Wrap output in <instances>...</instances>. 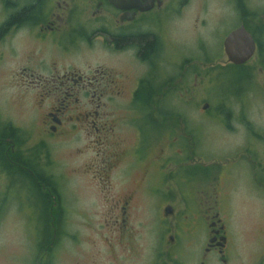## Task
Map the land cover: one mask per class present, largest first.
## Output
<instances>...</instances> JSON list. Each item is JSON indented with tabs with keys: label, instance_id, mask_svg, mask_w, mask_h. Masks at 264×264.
Listing matches in <instances>:
<instances>
[{
	"label": "flooded vegetation",
	"instance_id": "af4514ba",
	"mask_svg": "<svg viewBox=\"0 0 264 264\" xmlns=\"http://www.w3.org/2000/svg\"><path fill=\"white\" fill-rule=\"evenodd\" d=\"M178 25L194 36V49H187L177 36ZM99 57H105V62L99 63ZM6 58H12L11 66L22 73H50L37 77L44 88L36 106L41 127L37 142L27 146L28 136L21 132L5 135L3 129L14 126L0 120V156L12 172L0 165V175L34 182L43 191L47 183L65 179L50 173L46 157L52 143L69 136L97 137L104 149L96 159L105 169L124 165L123 181L130 178L134 184L138 170L150 160L145 148L150 121H165L159 124L173 130L182 142L175 150L187 149L196 160L201 157L195 152L193 122L202 118L227 130L239 123L251 137L247 146L252 148L256 147L252 142L264 140V126H256L249 104L264 98V0H0V64L5 67ZM223 75L227 86L221 92ZM142 90H150L149 95L141 94ZM222 94L226 106L230 102L235 107L218 106ZM200 103L195 119L174 108ZM222 114L230 122H220ZM128 115L136 121L131 122L130 147L121 138L113 143L114 150H105L111 147L112 137L119 139L115 126ZM143 118L146 125L140 122ZM37 146L43 149L34 154ZM235 148L242 152L243 147ZM246 164L250 180L264 191L258 186L264 184V166ZM223 169L207 167L203 174L195 169L184 180L187 187L183 192L179 186L178 196L187 208L174 218L175 225L165 223L168 216L175 217L167 200L162 212L165 241L152 248L147 264H264V242L250 249L238 228L241 238H231L229 214L223 207L229 192L220 183L228 178L232 184L234 175ZM149 177L150 172L145 173L140 184L145 185ZM203 184L214 186L213 204L207 203L211 199L204 196ZM138 193L134 186L122 194V226L136 209ZM157 193L168 195L160 189ZM148 195L155 196L153 188ZM168 205L173 207L170 214L165 213Z\"/></svg>",
	"mask_w": 264,
	"mask_h": 264
},
{
	"label": "rangeland",
	"instance_id": "374dc122",
	"mask_svg": "<svg viewBox=\"0 0 264 264\" xmlns=\"http://www.w3.org/2000/svg\"><path fill=\"white\" fill-rule=\"evenodd\" d=\"M208 6H211V2ZM222 30L223 26L219 25V31ZM176 34L181 41L186 42L187 49L195 48L191 32L178 25ZM206 35L210 36L209 32ZM12 60L6 58V67L5 64H0V120L12 124L22 135L28 136V146L38 141L41 132L40 110L36 106L38 93L44 88L41 89L37 77L50 73H22L11 66ZM98 60L99 63H104L106 59L99 57ZM221 77L218 87L222 92V88L227 84L225 76ZM223 95L217 105L225 106L227 110L235 107L230 102L227 107V103L221 100ZM262 99L249 102L251 117L258 127L264 126V98ZM202 104H177L174 108L195 119V114L199 116ZM160 106L157 107L161 109ZM158 113L157 110L156 117L161 119L162 116ZM219 118L223 124L230 122L224 114ZM118 122L115 133L120 134V137H112L109 144L111 147L105 150H114L113 143L117 140L120 142L121 138L126 139L124 144L129 148L134 139V128L131 125V122H136L134 118ZM140 122L146 125L144 118ZM156 122L158 124H152L150 121V124L146 125L148 141L145 142V148L150 151V160L138 170L135 184L130 178L123 181L124 165L105 169L96 159L97 152L104 149L97 137L83 139L69 136L49 146L51 152L46 157L47 165H51L49 171L65 178L55 182L60 194L57 208H63V233L53 250L39 251L37 247V230L42 226L39 219L40 196L25 181L10 180L5 173L1 174L0 264H147L152 248L165 241L163 206L169 200L175 209V217L168 216L165 222L167 226L169 221L173 225L177 224L174 218H180L187 208L184 199L178 196L179 186H183L185 192L187 186L184 180L195 169H199V173L203 174L201 171L207 167L224 168L226 173L232 172L234 175L232 184L228 178L220 183V186L229 192V195L223 198V207L226 205L229 214L231 238H241L236 231L238 228L242 232L243 240L249 243L250 249L262 246L264 191H260L256 184H253V180H250L251 170L246 163H262L264 166V140L252 142L251 145H256L252 148L247 146L251 137L246 135L244 127L239 123H234V129H229L230 132L226 126L217 125L214 120L202 118L201 122H193L197 135L195 152L196 156L201 157L196 160L190 157L187 149L178 153L175 148L182 145L180 138L173 130L165 129L159 124L165 121ZM191 123L189 120V124ZM235 146L243 147L242 152H236ZM85 161L88 163L85 164ZM243 171L248 174L237 175ZM147 172H150L149 180L145 185L140 184V178ZM134 186L139 188L136 209L125 217L126 226H122V217L119 214L122 204L120 199L124 192ZM258 186L264 188V184ZM202 187L204 196L211 199L207 202L204 197L203 207L206 202L213 204L217 194L214 186L203 184ZM152 188L155 196L151 198L148 193ZM158 189L162 192L164 190L168 195L165 197L164 194H158Z\"/></svg>",
	"mask_w": 264,
	"mask_h": 264
},
{
	"label": "trees",
	"instance_id": "16d2710c",
	"mask_svg": "<svg viewBox=\"0 0 264 264\" xmlns=\"http://www.w3.org/2000/svg\"><path fill=\"white\" fill-rule=\"evenodd\" d=\"M149 92L150 90H142L140 93L148 96ZM18 132H20V130L15 127H13L12 129H3V133H5V135H10ZM19 144L21 145L22 143L20 142ZM20 147H22V145ZM42 149L43 147L39 146L33 148V150L35 151L34 154L40 152ZM0 157L2 159H0V165L3 166L8 172L12 173L11 170L7 168L6 162L3 160L2 156ZM14 174L16 175L17 172H15ZM29 185L36 192V194L40 196V200L38 201L41 207L39 219L42 226L38 227L37 230L38 250H53L56 245H58V242L63 233V230L61 229L63 208L59 207V210L57 208L58 200H60V194L56 188L55 183H47V190H45L46 188H44V191L39 184L32 182ZM55 206L56 209L54 210ZM44 211H46L45 214Z\"/></svg>",
	"mask_w": 264,
	"mask_h": 264
},
{
	"label": "water",
	"instance_id": "95a60500",
	"mask_svg": "<svg viewBox=\"0 0 264 264\" xmlns=\"http://www.w3.org/2000/svg\"><path fill=\"white\" fill-rule=\"evenodd\" d=\"M231 41V36H229L226 40H225V47H226V50L228 51L229 50V43ZM173 211V207L168 205L166 206L165 208V213L166 214H170L171 212Z\"/></svg>",
	"mask_w": 264,
	"mask_h": 264
}]
</instances>
